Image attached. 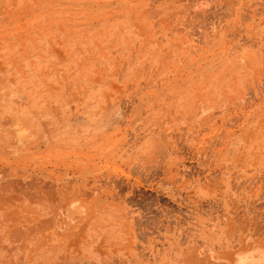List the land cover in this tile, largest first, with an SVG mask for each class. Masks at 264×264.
I'll use <instances>...</instances> for the list:
<instances>
[{
	"label": "rangeland",
	"instance_id": "rangeland-1",
	"mask_svg": "<svg viewBox=\"0 0 264 264\" xmlns=\"http://www.w3.org/2000/svg\"><path fill=\"white\" fill-rule=\"evenodd\" d=\"M261 256L264 0H0V262Z\"/></svg>",
	"mask_w": 264,
	"mask_h": 264
},
{
	"label": "bare ground",
	"instance_id": "bare-ground-1",
	"mask_svg": "<svg viewBox=\"0 0 264 264\" xmlns=\"http://www.w3.org/2000/svg\"><path fill=\"white\" fill-rule=\"evenodd\" d=\"M0 264H3V263L0 262ZM237 264H245V262H243L242 260H238ZM258 264H264V256H261V261Z\"/></svg>",
	"mask_w": 264,
	"mask_h": 264
}]
</instances>
